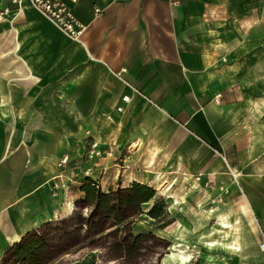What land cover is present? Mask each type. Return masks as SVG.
Segmentation results:
<instances>
[{
	"label": "crops",
	"instance_id": "crops-1",
	"mask_svg": "<svg viewBox=\"0 0 264 264\" xmlns=\"http://www.w3.org/2000/svg\"><path fill=\"white\" fill-rule=\"evenodd\" d=\"M4 8L0 264L36 257L86 178L106 194L155 191L126 222L168 242L158 264H264V0H79L80 41L28 0ZM156 196L172 218L163 228L146 215ZM102 220L99 232L116 231ZM81 227L55 235L72 250Z\"/></svg>",
	"mask_w": 264,
	"mask_h": 264
},
{
	"label": "rangeland",
	"instance_id": "rangeland-1",
	"mask_svg": "<svg viewBox=\"0 0 264 264\" xmlns=\"http://www.w3.org/2000/svg\"><path fill=\"white\" fill-rule=\"evenodd\" d=\"M156 199L160 200L161 198L160 196H156ZM73 208L71 219L65 222V226L62 228L55 226L53 229L46 230L47 232H45L43 237L49 240L46 245L39 250L36 257L22 261L9 258L5 263L16 264L19 261L21 262L19 264H66L78 258L86 250L96 248L101 252L99 254V264H158L160 257L168 252L169 244L167 241L158 238L152 233H147L141 238L142 240L139 242L140 247L135 249V254L124 256L122 251L116 250L114 246L124 236H130L127 233L130 231L129 227L125 229L117 227V231H115V229H110L109 232L107 231L108 233H106L105 230L99 232L100 228L103 230L107 227L108 222L102 220L97 224L92 223L94 214L84 197L80 198ZM75 225L83 226L81 227L83 229L82 231L86 233L84 238L79 236L76 237L78 241L82 239V244L70 250V247H72L76 241L56 236L55 232L57 234V231L71 228ZM90 226L93 227L90 228ZM129 242L131 244L132 239H130ZM79 247H81L80 250ZM60 257L62 258L59 259Z\"/></svg>",
	"mask_w": 264,
	"mask_h": 264
},
{
	"label": "trees",
	"instance_id": "trees-1",
	"mask_svg": "<svg viewBox=\"0 0 264 264\" xmlns=\"http://www.w3.org/2000/svg\"><path fill=\"white\" fill-rule=\"evenodd\" d=\"M81 191L84 192V198L92 208L94 216L111 220L116 227L125 223L121 229L130 228L127 219L135 218L141 214V205L155 196V191L152 188L137 183H133L130 188L106 194L101 192L97 183L90 178L85 179ZM155 201L146 215L155 221L157 228H163L172 222V218L164 209V200L155 199ZM127 233L130 236H124L114 246L116 250H121L124 256L134 255L135 249L140 247L139 242L143 237V235L132 236L129 232ZM130 239H132L131 244Z\"/></svg>",
	"mask_w": 264,
	"mask_h": 264
},
{
	"label": "built area",
	"instance_id": "built-area-1",
	"mask_svg": "<svg viewBox=\"0 0 264 264\" xmlns=\"http://www.w3.org/2000/svg\"><path fill=\"white\" fill-rule=\"evenodd\" d=\"M22 0H10L12 5H16L18 8ZM30 4L42 14L56 29L62 32L70 40L80 41V38L85 30L79 20L73 14V7L79 0H28ZM9 8H4L0 11V24L9 23ZM94 16H98L102 13L100 8L93 10ZM123 102H128L127 97L122 98ZM121 111V108L117 109ZM100 153L97 150L95 143L90 145L88 151V157H97ZM67 157H64L60 165L66 164ZM89 175L88 171L85 172ZM260 251L264 252V240L259 243Z\"/></svg>",
	"mask_w": 264,
	"mask_h": 264
}]
</instances>
